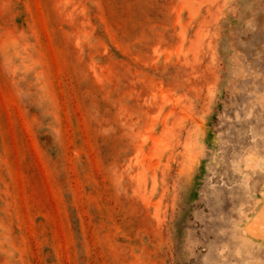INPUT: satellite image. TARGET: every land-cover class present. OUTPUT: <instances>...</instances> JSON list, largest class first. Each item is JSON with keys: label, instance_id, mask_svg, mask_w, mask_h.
<instances>
[{"label": "rangeland", "instance_id": "rangeland-1", "mask_svg": "<svg viewBox=\"0 0 264 264\" xmlns=\"http://www.w3.org/2000/svg\"><path fill=\"white\" fill-rule=\"evenodd\" d=\"M0 264H264V0H0Z\"/></svg>", "mask_w": 264, "mask_h": 264}]
</instances>
